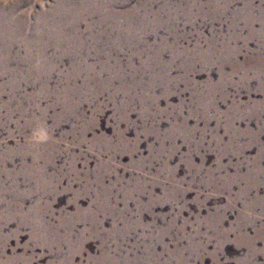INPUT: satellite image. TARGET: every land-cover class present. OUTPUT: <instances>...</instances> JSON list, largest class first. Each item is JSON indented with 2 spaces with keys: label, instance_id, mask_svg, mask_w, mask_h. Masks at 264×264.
Instances as JSON below:
<instances>
[{
  "label": "rangeland",
  "instance_id": "rangeland-1",
  "mask_svg": "<svg viewBox=\"0 0 264 264\" xmlns=\"http://www.w3.org/2000/svg\"><path fill=\"white\" fill-rule=\"evenodd\" d=\"M57 1L0 35V264H264V0H63L36 32Z\"/></svg>",
  "mask_w": 264,
  "mask_h": 264
},
{
  "label": "bare ground",
  "instance_id": "bare-ground-1",
  "mask_svg": "<svg viewBox=\"0 0 264 264\" xmlns=\"http://www.w3.org/2000/svg\"><path fill=\"white\" fill-rule=\"evenodd\" d=\"M16 1H23V0H9L7 2V4L5 3V6H8L7 7H4V8H1L0 10L3 11L4 13H0V35H5V34H11L12 31L6 29V27L8 25H11V26H22V25H19V24H23L24 21H26V18H28V15L27 16H24L21 14L20 15H17L16 14V11L15 9L17 8L15 5H10L12 2L13 3H17ZM55 1V0H54ZM68 1V0H67ZM82 1V0H81ZM117 1V0H116ZM126 1V0H125ZM65 2V1H64ZM84 2V1H83ZM102 2V1H101ZM122 2V1H121ZM54 3V2H53ZM56 3V6L53 5L52 9L49 10V11H44V12H39V13H36V15L34 14L33 17H30L31 20L35 21L36 24V32H39V33H45V31L42 29V27L44 28V26H50V24L52 23L53 25L55 23H53V20L55 18V16H57V10H58V6H61L63 5V0H58ZM66 3V2H65ZM85 3V2H84ZM96 3V1H95ZM94 3V4H95ZM124 3V2H123ZM77 4V3H76ZM79 4V3H78ZM86 4V3H85ZM107 4H109L107 2ZM19 5V4H18ZM70 5V4H69ZM67 5V6H69ZM72 5V4H71ZM84 5V4H83ZM101 5V4H100ZM112 5V4H111ZM75 6V4H74ZM106 6V5H105ZM67 7L65 6V9ZM69 8V7H68ZM64 9V10H65ZM104 10V9H103ZM12 11H14L13 13H11ZM72 11V10H71ZM96 11V10H95ZM100 11V10H99ZM11 13V14H10ZM60 13V12H59ZM92 13V12H91ZM99 13V12H98ZM103 13V12H102ZM105 13V12H104ZM62 14V13H60ZM59 14V15H60ZM65 15V14H63ZM61 16V15H60ZM97 16V15H96ZM95 16V17H96ZM101 16V15H100ZM109 16V15H108ZM59 17V16H58ZM62 18V17H61ZM69 18V16H68ZM104 18V17H103ZM24 19V21H23ZM60 19V18H59ZM62 20V19H61ZM65 20V19H64ZM66 21V20H65ZM70 22V21H69ZM62 23V22H61ZM58 25V24H57ZM60 25V24H59ZM67 25V23H66ZM52 26V25H51ZM56 26V25H55ZM59 27V26H58ZM63 27V26H62ZM61 27V28H62ZM34 28V27H33ZM55 28V27H54ZM59 29V28H58ZM63 30V29H62ZM107 30V29H106ZM34 31V32H35ZM131 31V30H130ZM33 32V31H32ZM51 32V31H50ZM15 33V32H14ZM49 33V32H47ZM52 34V33H51Z\"/></svg>",
  "mask_w": 264,
  "mask_h": 264
},
{
  "label": "clouds",
  "instance_id": "clouds-1",
  "mask_svg": "<svg viewBox=\"0 0 264 264\" xmlns=\"http://www.w3.org/2000/svg\"><path fill=\"white\" fill-rule=\"evenodd\" d=\"M5 2H6V0H5Z\"/></svg>",
  "mask_w": 264,
  "mask_h": 264
}]
</instances>
